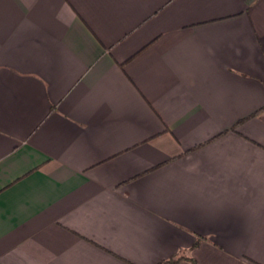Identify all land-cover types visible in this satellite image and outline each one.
Masks as SVG:
<instances>
[{"label": "crops", "instance_id": "crops-1", "mask_svg": "<svg viewBox=\"0 0 264 264\" xmlns=\"http://www.w3.org/2000/svg\"><path fill=\"white\" fill-rule=\"evenodd\" d=\"M168 259L264 264V0H0V264Z\"/></svg>", "mask_w": 264, "mask_h": 264}, {"label": "trees", "instance_id": "trees-1", "mask_svg": "<svg viewBox=\"0 0 264 264\" xmlns=\"http://www.w3.org/2000/svg\"><path fill=\"white\" fill-rule=\"evenodd\" d=\"M195 244H197V241H196ZM176 260H177V259H176ZM176 260H175V259H168V260L162 262V264H163V263H173V262H175Z\"/></svg>", "mask_w": 264, "mask_h": 264}]
</instances>
